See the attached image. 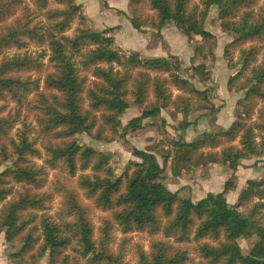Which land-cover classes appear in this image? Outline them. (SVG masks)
<instances>
[{
    "label": "trees",
    "instance_id": "trees-1",
    "mask_svg": "<svg viewBox=\"0 0 264 264\" xmlns=\"http://www.w3.org/2000/svg\"><path fill=\"white\" fill-rule=\"evenodd\" d=\"M30 1L44 14L49 62L55 69L53 74L46 76L44 84L58 93L48 98L41 92L36 94L40 97L36 107L40 111L36 115L38 130L41 135L50 136L43 145L48 167L56 168L61 164L71 177L80 172L77 182L84 190V196L100 209L110 210L113 221L123 233L146 231L172 241H153L147 252L138 249L135 264H187L185 250L174 246L188 243L195 244L199 256L197 264H264V218L261 211L264 208V201H261L264 200V176L259 181L248 180L237 204L232 206L224 197L231 186L230 181L225 182L221 192L208 193L196 202L179 198L177 191H170L161 183L166 166L173 177L204 163L226 165L235 170L241 160L262 154L264 112L260 111L261 121L256 124L258 142L252 127L243 124L214 133L204 131L191 141L166 135L155 151L132 148V156L139 161H129L115 178L108 157L90 147L78 145L73 139L76 133L105 138L100 137L101 130L107 126L116 131L118 116L132 103L144 102L149 89L154 101L137 117L130 119L124 129L137 130L144 119L157 117L161 109L171 105L186 117L190 97L207 102L211 89L199 91L181 78L177 62L173 63L177 61L173 55L144 60L136 53L120 55L113 48V38L108 36V30H79L72 36L64 35L69 22L78 14V8L72 5L73 0H59L65 5L64 9L52 11L47 9V0ZM259 1L200 0L202 8L197 12L188 9L190 0H132L134 5L146 2L155 16L142 19L134 11L129 22L135 30L144 25L161 30L166 24L173 23L187 37L199 36L209 44L211 35L204 30V19L210 7H217L221 28L233 36L224 48V56L230 58L231 48L241 47L254 39H264V0L260 5ZM21 2L0 3V23ZM42 29L43 24L6 32L0 30V53L11 46H24L25 39L43 40ZM203 47V43L199 44L195 53L209 54V45L205 53ZM256 51L258 48L251 46L240 49L241 67L227 84L235 87L238 78H242L247 98H257L264 103V57L255 64ZM35 62L26 54L4 57L0 62V97L9 93L15 103L23 104L24 93L35 83L28 77L21 79L18 74L15 77L10 74L31 69ZM192 69L200 73L204 67ZM81 71L88 75H81ZM163 74L169 75L168 82L180 93L189 96L170 99L172 95L167 91L168 82ZM88 76L94 80L88 81ZM84 93L85 97L82 96ZM84 99L88 101V109H83ZM249 113L250 109L247 115ZM187 125L189 123L184 121L181 127ZM11 127L12 120L0 115V165L10 157L15 158L12 166L0 172V200L11 194V188H4L7 178L23 188L1 209L0 227L4 229L6 240L24 233L23 250L31 251L38 245L36 257L47 253L50 264H128L107 245L108 221H104L99 241L93 239L92 224L72 192L64 200L65 213L72 216L70 222L56 223L41 215L38 225H31L33 219L24 218L31 210L43 208L45 196L27 189L43 186V171L30 163L29 158L37 155L33 142L19 130H16L15 137L8 136ZM95 128L98 129L94 131ZM236 139L238 141L234 144ZM157 157L162 165L157 162ZM86 170L89 172L84 174ZM253 199L258 201L250 208L245 207ZM241 206L243 212L237 210ZM251 236L257 240L248 253L243 254L237 240ZM68 250L75 254L67 253Z\"/></svg>",
    "mask_w": 264,
    "mask_h": 264
},
{
    "label": "rangeland",
    "instance_id": "rangeland-1",
    "mask_svg": "<svg viewBox=\"0 0 264 264\" xmlns=\"http://www.w3.org/2000/svg\"><path fill=\"white\" fill-rule=\"evenodd\" d=\"M19 6L13 8L12 14L0 23L1 32L14 30L21 27H35L43 24L42 35L45 37L41 41L36 38L25 39V45L21 47L11 46L3 49L0 53V62L4 57L14 55L29 56L35 64L31 69L22 70L18 73H11L13 77L18 74L21 79L34 81V85L24 93L23 104H17L6 93L0 97V115L7 116L12 120V127L8 131V136L15 137L16 130L25 132L28 138L33 142V148L37 155L29 158L30 163L37 169H42L44 183L40 189L28 188L29 192L37 195H44L43 208L31 210L24 215V218H32L31 225H38L40 216H47L56 223H65L72 220V216L65 213V197L69 192L76 195L78 202L85 209L87 218L93 227V239L98 242L104 221H108L107 245L113 253H118L123 257L124 262L135 264L137 261L138 249L144 252L149 251L153 241L165 240L161 235H152L146 231H132L123 233L120 227L113 221L110 210H102L95 206L93 202L84 196V190L79 188L77 178L80 172L71 177L58 164L56 168H49L46 162V151L43 148L45 141L50 137L40 134L37 126L36 115L39 110L40 97L36 96L41 92L48 98L51 94L58 93L44 84L47 75L53 74L55 69L49 62V45L47 29L44 14L30 0H21ZM59 1V0H58ZM57 0H47V9H64L65 5ZM11 0H0V3H10ZM262 0L258 2L260 3ZM132 0H73L72 5L78 8V14L71 19L64 35L72 36L79 30H88L91 32H102L108 30V36L113 38V48L121 55L136 53L140 59H150L156 57L168 58L173 55L178 64V75L188 81L193 88L202 91L211 89L208 94L207 102H199L197 98L190 97V107L186 117L174 106H169L160 110L155 118H148L142 121V125L135 131L124 129L130 119L137 117L141 111L152 103V92L149 89L148 97L140 104L132 103L117 118L119 127L116 131L109 127L102 129L100 137H91L86 133H76L73 139L80 146L92 148L96 153L108 157V165L117 178L126 168L129 161H139L131 154L132 148L155 151L161 146L165 136L174 139H183L191 141L204 131L218 132L230 130L236 125H250L253 133L257 136L258 129L256 124L261 121L260 111L264 112V103L257 98H247L246 86L243 85L242 78H238V85L228 86V80L235 75L240 67V49L248 46L254 49L258 48L256 63L264 57V39L252 40L241 47L231 48V57L224 56V48L233 39V36L221 28L218 17V8L210 7L208 14L204 19V30L210 33L208 43L203 42L199 36L187 37L173 23L166 24L161 30L144 25L135 30L129 19L136 11V14L142 19L154 18L155 14L147 6V3L134 5ZM189 10H201L200 0H190ZM14 5H12L13 7ZM110 29V30H109ZM125 33V35L122 34ZM204 44L202 51L205 53L210 48L209 54L199 55L195 53V48L199 44ZM204 67L203 72L197 73L192 68ZM81 75H88L81 71ZM249 76L248 73H246ZM152 75L151 77H153ZM165 80L170 81L168 74L162 75ZM94 79L88 76V81ZM171 83V82H170ZM166 84L167 91L171 93L170 99H176L177 96H189L180 93L172 84ZM85 97V93L82 95ZM83 109H88V101L84 99ZM250 109L249 115H247ZM98 113H96L97 115ZM187 121L189 125L182 128L181 125ZM98 128H95L97 130ZM93 135L94 132H92ZM46 135V134H44ZM91 135V134H90ZM260 138L257 136L256 142ZM238 139L234 141L236 144ZM164 143V142H162ZM14 157H10L6 162L0 165V172L12 166ZM157 162L162 165V161L157 157ZM86 170L83 173H88ZM264 176V150L262 154L245 158L240 161L235 170H230L226 165L207 164L194 166L190 170L183 172L178 177L171 175L168 166L162 174V185L170 191H177L179 198H188L191 202H196L204 198L208 193L216 194L224 189L226 181H230L231 186L224 195L228 205H236L243 189L246 188L248 180L259 181ZM7 184L4 188H11V194L4 200H0V213L2 207L16 198V193L23 191L19 184H15L10 178H7ZM253 199L245 207L250 208L257 202ZM264 201V200H261ZM238 211L243 212L244 208L238 207ZM264 218V208L261 209ZM38 233V231H37ZM22 235L7 241L4 229L0 227V264H50L47 253L41 257L38 254V245L31 251L23 250ZM256 237L240 238L237 240L243 254H247ZM39 242V241H38ZM169 243L172 241L168 239ZM174 246V245H173ZM179 247L185 250L187 254V264H197L199 256L194 243L182 244ZM69 254H75L67 251Z\"/></svg>",
    "mask_w": 264,
    "mask_h": 264
},
{
    "label": "crops",
    "instance_id": "crops-1",
    "mask_svg": "<svg viewBox=\"0 0 264 264\" xmlns=\"http://www.w3.org/2000/svg\"><path fill=\"white\" fill-rule=\"evenodd\" d=\"M122 34H123V31H122ZM123 35H125V33Z\"/></svg>",
    "mask_w": 264,
    "mask_h": 264
}]
</instances>
